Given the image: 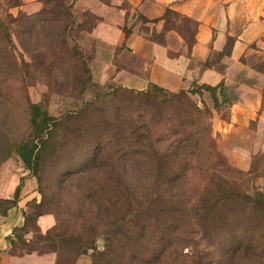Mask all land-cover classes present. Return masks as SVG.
Returning <instances> with one entry per match:
<instances>
[{
    "label": "rangeland",
    "instance_id": "1",
    "mask_svg": "<svg viewBox=\"0 0 264 264\" xmlns=\"http://www.w3.org/2000/svg\"><path fill=\"white\" fill-rule=\"evenodd\" d=\"M40 2L27 14L13 12L22 0H0L20 64L0 77V215L22 183L16 234L29 241L17 250L58 251L63 264L78 253L92 264H264V209L246 197H264V149L247 170L232 162L214 130L227 105L206 90L109 88L112 45L94 37L99 17L77 0ZM254 68L264 97V56ZM30 103L57 119L35 177L18 152L30 138ZM138 125L150 139L128 149L127 129Z\"/></svg>",
    "mask_w": 264,
    "mask_h": 264
},
{
    "label": "crops",
    "instance_id": "2",
    "mask_svg": "<svg viewBox=\"0 0 264 264\" xmlns=\"http://www.w3.org/2000/svg\"><path fill=\"white\" fill-rule=\"evenodd\" d=\"M76 5L99 17L94 37L112 45L107 80L135 90L154 83L174 92L221 84L216 94L227 100L228 119L216 118L215 134L232 162L249 169L251 155L264 149L263 79L254 68L264 56V0H77ZM41 7L40 0H22L13 12L35 14ZM139 15L144 20L124 32L128 19ZM229 38L231 51L220 56ZM22 208L18 202L0 215V264H63L58 251L17 250L14 229L24 225ZM69 264L92 260L78 253Z\"/></svg>",
    "mask_w": 264,
    "mask_h": 264
},
{
    "label": "trees",
    "instance_id": "3",
    "mask_svg": "<svg viewBox=\"0 0 264 264\" xmlns=\"http://www.w3.org/2000/svg\"><path fill=\"white\" fill-rule=\"evenodd\" d=\"M105 3H109L110 0H100ZM73 3V2H71ZM20 4L14 5L18 6ZM71 5V4H70ZM60 6H64L63 4H60ZM69 7V6H68ZM174 14V13H173ZM25 18H28L29 16H24ZM178 17V16H177ZM30 18V17H29ZM15 21L18 22L19 20L15 17ZM188 21V20H187ZM128 34V33H127ZM233 39L229 38L224 50L220 53V56H223L225 54H229L232 48ZM16 48H14V43L12 39V31L11 28L8 26L5 21L0 19V77H8L11 76V74H18L20 71V64H19V55L15 51ZM23 58V54L21 55ZM24 60V59H23ZM25 65V61H23ZM208 64V62H207ZM109 88L114 89V87L119 86V84H109ZM123 87V86H121ZM221 87V84L217 86H211L208 84H194V86L188 90L182 89L178 92L167 90L157 84L151 83L145 90H136L140 94H144V96H151V94L157 95V92H165L170 95H177V94H184V93H201V91L206 90L209 91L216 102L224 103L227 105V100L223 96L220 99L217 97V89ZM135 90V89H134ZM118 91L119 90H114ZM116 93V92H115ZM262 102L264 106V97H262ZM95 106V103H94ZM228 106V105H227ZM30 123H31V133L30 138L26 142H21L18 145V152L20 155L21 160L23 161L24 167L32 173V176H37L39 172V166H40V159H41V151L46 147V144L53 139V133L55 131V127L57 125V119L50 115L48 111L43 108V105L41 103H30ZM142 125L135 126L133 128L129 127L127 129V138L130 139V143L128 145V149L132 147L137 146H143L147 145L149 141V135H145L141 133ZM186 139L183 138L180 140V143L185 141ZM102 143H104L106 146H108L110 143H113L110 139H103ZM98 160L97 156L94 155V164ZM170 179V178H169ZM24 185L22 183H19L15 190H14V196H13V203L12 205H15L20 198L21 194L23 192ZM259 196V195H258ZM256 195H247V200L251 202H256L262 209H264V197H258ZM25 226H23L24 228ZM22 229V227H21ZM17 233L20 228L14 229ZM23 230V229H22ZM17 235V234H16ZM18 244L22 241H26L27 239L24 238V235H18ZM12 243L15 246V241L12 240ZM83 254V253H82ZM86 254V253H84ZM92 260V256H91ZM93 263V260H92Z\"/></svg>",
    "mask_w": 264,
    "mask_h": 264
}]
</instances>
